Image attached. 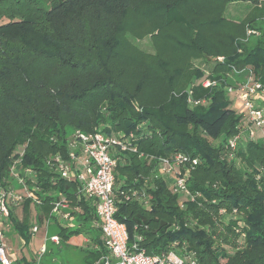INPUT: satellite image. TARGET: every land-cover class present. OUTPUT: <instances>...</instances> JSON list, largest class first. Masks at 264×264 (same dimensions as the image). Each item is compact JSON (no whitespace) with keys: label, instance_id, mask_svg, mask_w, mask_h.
<instances>
[{"label":"trees","instance_id":"obj_1","mask_svg":"<svg viewBox=\"0 0 264 264\" xmlns=\"http://www.w3.org/2000/svg\"><path fill=\"white\" fill-rule=\"evenodd\" d=\"M26 1L0 0V17L9 19L0 25V186H11V171L19 161V167L31 169L36 180L32 184L25 177L32 197L23 203L24 222L17 219L13 208L9 215L10 227L24 246L31 243L34 224L41 226L55 219L53 209L62 198L68 202L65 213L77 224L75 228H58L60 244L86 229L100 232L95 226L93 202L82 196L79 182L61 179L47 164L50 156L68 155L67 133L60 121L65 115L76 125L75 130L86 134L101 131L135 136L137 153L121 156L114 187L115 218L126 226L129 245L138 242L148 255L159 256L177 242L185 244L199 264H264V175L259 189L255 166L252 172L236 170L222 160V149L213 147L216 140L236 136L241 121V114L224 99L225 86L232 84L222 73L251 67L264 87L263 35L249 48L247 29L256 30L255 24L228 21L226 6L239 1L258 5L261 0H159L165 16L178 13L186 26L184 40L177 42L186 55V65L197 55L224 58L215 60L210 79L219 84L209 89L196 85L202 73L190 76L186 65L184 74L178 72L162 101L171 105L172 123L161 117L160 103L145 98L140 86L133 91L131 83L116 77L113 53L121 46V22L132 11L134 0H52L47 9ZM116 21L119 24L115 25ZM205 41L211 44L210 49L204 47ZM162 76L169 78L166 72ZM178 89H183L181 94L174 95ZM190 97L205 102L191 106ZM246 151L258 158L264 154V144L250 142ZM177 152L201 161L186 177L193 195L214 199L213 209L245 215L249 226L246 243L234 254L219 255L205 230L188 225V218L198 211L196 198L182 209L163 179L149 176L153 186H145L141 176L149 175L159 158ZM201 170L210 173L215 186H204L198 177ZM134 189L145 194L148 208L139 200H125ZM90 241L88 264H104L108 252L101 233ZM47 253L46 247L41 260ZM34 260L22 256L15 264H35Z\"/></svg>","mask_w":264,"mask_h":264},{"label":"rangeland","instance_id":"obj_2","mask_svg":"<svg viewBox=\"0 0 264 264\" xmlns=\"http://www.w3.org/2000/svg\"><path fill=\"white\" fill-rule=\"evenodd\" d=\"M20 1L23 2L24 0ZM32 1L37 4V7L39 6V8L44 9L49 8L52 4V0ZM26 2L25 0L23 3ZM134 2L135 5L132 11L128 13L126 19H123L121 22L124 28V30L118 34L121 46L113 53L112 61L115 66L116 77L131 83L130 89L133 91L134 88L140 86V92L144 91L145 98L153 101L155 105L160 103L158 105L160 108L158 109L161 117L164 120H171L172 123L171 105H165V102L162 101L164 96L170 93V84L174 83V78L178 72L184 74L186 69L190 76H195L198 72L202 73V78L196 82L200 85V82L203 80L210 79L212 75L211 72L215 66V60L222 62L224 58L211 54H206V56L197 55L187 60L188 64L186 65V55L178 49L177 45V42H179L178 40H184V28H186V26L182 21V17L178 13L165 16V8L160 7L159 0H134ZM25 6H27V4H25ZM157 8H159V10H156ZM143 12H148V15H144ZM225 17L228 21L234 22L235 24L242 22H253V24H255L256 30L251 28L247 29L249 48L254 47L255 42L262 35L260 40H264V0H261L258 5L241 1L228 4L226 6ZM8 21L9 19L6 16L0 17V25ZM117 24H119V21L115 22V25ZM248 30H253L256 34L250 35ZM222 41L224 42L225 40L222 39ZM211 42L216 43L217 41L213 40ZM205 46L208 47V49L211 48V44L206 41L204 47ZM185 65L186 68L184 69ZM165 72L169 77L168 79L162 76ZM222 75L226 77L228 84L232 85L246 82L249 78L260 81L251 67L242 71L235 70L232 72H225L222 73ZM130 76L131 78H129ZM179 81L183 82L181 79ZM182 90L183 89H178L173 94L179 95ZM261 97L260 103L264 108V95ZM224 99L230 102V106L235 109L237 114H241V100L238 96L229 95L227 93ZM206 106H208L207 103ZM242 115L238 127V134H242L245 124V119ZM60 121L67 133V138L74 135L77 131V129L75 130L76 125L70 123L69 116L62 115ZM226 143L227 141H225V139L216 140L213 142V147L221 148L223 151L222 160H225L229 166H232L236 170L252 172L255 166L254 180L258 188L261 189V178L264 175V154H260L258 158L255 156L252 157L250 153L246 151L247 145L244 146V144H241L240 148L235 151L226 150ZM18 151L22 152L23 149L20 147ZM247 156H250L251 159H248ZM148 162L151 161L149 160ZM157 169L158 166L156 165L149 175L141 176L144 183H146L145 186L147 188L153 186V184H150V178L153 176L157 179H163L168 184L169 194L176 195L178 198V205L182 209L185 208L188 201L192 200L185 194H177L172 182L178 177H188L191 172H195V168L192 169L189 166H174L173 173L168 177H162L161 172ZM198 177H200V181L204 183L206 188L216 185V181H213L214 178L208 172H203L201 170ZM11 186L18 190V184H16L15 178L12 179ZM128 192L131 196L132 193H130V191ZM133 192L138 193V190L134 189ZM139 194L138 196H140ZM28 195L29 193H26L24 198L28 199ZM193 196L194 200L196 198L198 211L194 214L196 216L188 218V225L194 228V230H205L207 234L211 236L219 255L225 254L226 256H230L237 250L243 248L246 243L247 230L249 229L245 220V215L238 211L235 213L234 211L224 212V209H213L212 206L216 203L214 199L203 197L200 193H196ZM24 201L17 207H12L14 209V214L20 222H24L26 219L23 210ZM145 207L148 208V204H145ZM34 214L35 213L32 215L33 220H35ZM54 220L48 221L47 223L44 222L43 225L38 226L39 231L32 237L31 243L26 247L25 252L22 251L25 247L21 248L24 241L17 235L13 228L10 227L5 237L7 239V254L9 259H20L24 253L26 255L25 258L29 261L36 259V253L39 251L41 245L45 244L48 253L45 259L41 260V264H88L91 258L87 256V243L84 242V239L87 237L89 239L99 238V231L96 229H86L80 232L78 236H73L67 243L61 242L60 245H56L50 240L52 236L59 235L58 228L61 226L75 228L74 226L77 222L71 218L67 220L68 223L66 224L61 223L59 218H55ZM11 256L13 258H10ZM15 263L16 262L13 264ZM34 263H36V260H34Z\"/></svg>","mask_w":264,"mask_h":264},{"label":"built area","instance_id":"obj_3","mask_svg":"<svg viewBox=\"0 0 264 264\" xmlns=\"http://www.w3.org/2000/svg\"><path fill=\"white\" fill-rule=\"evenodd\" d=\"M248 33L256 34L253 30ZM218 82L205 79L200 82L204 89L218 86ZM197 85V83H196ZM225 90L229 95L238 96L241 100V115L245 119L242 134H237L230 138L225 144V149L235 151L241 144L247 145L250 142H262L264 144V108L260 100L264 95V87L259 81L249 78L246 82L226 85ZM191 95V91H188ZM188 102L191 106L203 104L204 101H194L190 97ZM234 109V108H233ZM235 110V109H234ZM247 142V143H246ZM246 143V144H245ZM243 147V146H242ZM68 155L64 158L61 154L50 156L47 164L59 175L61 179L71 182H79L80 193L93 202L97 221L95 226L101 232V240L108 255L104 256V264H199L196 255L187 249L185 244L173 243L171 249L159 256L148 255L139 243L129 245L126 226L116 218L117 206L115 201V173L121 156L126 152L137 153L135 136L130 134L111 135L101 131L86 134L77 130L67 140ZM20 161L11 171L12 177L18 184V190L10 186L3 189L0 186V263L13 264L7 254L6 231L10 229L9 215L13 206H18L24 201V195L32 193L26 184L25 177L30 182L35 183V173L31 169H22ZM201 163L199 158H191L182 152H177L169 158L158 159V171L162 177H168L173 172L174 166H189L196 168ZM23 174L24 177H21ZM13 178V179H14ZM172 185L177 194H185L194 200V196L187 187V179L178 177L174 179ZM132 195H126L125 200H139L144 206L148 204L145 194L131 191ZM140 193V194H139ZM138 194L140 196H138ZM147 200V201H146ZM68 203L61 199L55 204L53 217L60 220H69L70 214L65 213ZM224 212H226L224 210ZM38 225H34L31 232L34 236L38 233ZM141 240V238H139ZM53 244L59 245L58 235L52 236L50 240ZM46 245L42 244L36 253L35 264H40L41 258L46 250Z\"/></svg>","mask_w":264,"mask_h":264},{"label":"crops","instance_id":"obj_4","mask_svg":"<svg viewBox=\"0 0 264 264\" xmlns=\"http://www.w3.org/2000/svg\"><path fill=\"white\" fill-rule=\"evenodd\" d=\"M59 221H61V223H65V224L68 223V221H66V220H59ZM61 223H60V225H61ZM58 224H59V223H58ZM99 233H101V232H99ZM45 238H46V236H45ZM84 242L87 243V248L89 247V245H91V244H90L91 241H90V239H89L88 237H87L86 239H84ZM22 247H23V248L25 247L24 244L21 246V248H22ZM21 248H20V249H21ZM25 249H26V247H25L24 250H22V251L25 252ZM22 256L26 257L25 253L22 254ZM22 256H21V257H22ZM10 258H13V257L11 256ZM17 260H18V259H12L11 261L14 263V262H16Z\"/></svg>","mask_w":264,"mask_h":264}]
</instances>
